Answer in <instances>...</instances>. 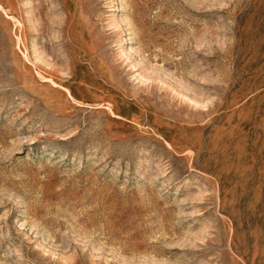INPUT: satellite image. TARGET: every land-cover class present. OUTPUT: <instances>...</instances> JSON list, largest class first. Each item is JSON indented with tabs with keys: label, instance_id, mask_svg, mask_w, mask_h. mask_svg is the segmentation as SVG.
Listing matches in <instances>:
<instances>
[{
	"label": "rangeland",
	"instance_id": "rangeland-1",
	"mask_svg": "<svg viewBox=\"0 0 264 264\" xmlns=\"http://www.w3.org/2000/svg\"><path fill=\"white\" fill-rule=\"evenodd\" d=\"M0 264H264V0H0Z\"/></svg>",
	"mask_w": 264,
	"mask_h": 264
}]
</instances>
